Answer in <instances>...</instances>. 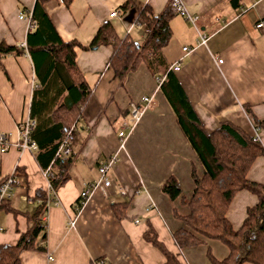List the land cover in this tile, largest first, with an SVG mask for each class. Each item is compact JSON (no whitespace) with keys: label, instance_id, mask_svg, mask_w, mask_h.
I'll return each mask as SVG.
<instances>
[{"label":"crops","instance_id":"crops-1","mask_svg":"<svg viewBox=\"0 0 264 264\" xmlns=\"http://www.w3.org/2000/svg\"><path fill=\"white\" fill-rule=\"evenodd\" d=\"M36 1L0 0V43L19 47L26 40L34 28L28 29L19 14L32 12ZM125 1L37 3L35 15L46 14L55 32L50 44L75 40L86 47L75 49V62L91 95L72 131V152L62 160L68 180L57 190H50L45 175L52 161L45 153L37 154V149L22 152L15 147L0 151V180L18 167L25 173L9 199L13 210H33L36 189L47 191L49 197L43 216L47 224L46 250H22L21 264H90L96 258H102L105 264H161L165 261L162 252L142 237L146 220L182 264H211L206 257L208 248L218 260L228 254V248L219 241L204 240L193 247L179 248L172 237L176 229L183 227L174 210L184 215L188 208L170 201L162 192V184L174 175L182 193L190 197L194 188L192 165L199 176L203 170L159 90L163 66H156L152 72L142 63L119 79L108 63L112 47H89L97 30L107 22L120 37L128 35L138 43L145 40V28L134 24L137 10L120 12ZM183 1L191 14L199 16L196 24L208 40L199 44L192 23L174 14L170 39L163 48L165 62L181 63L174 74L208 132L227 120L252 135L253 122L264 120V0ZM138 2L148 3L154 13H160L169 0ZM114 10L119 11L118 15L110 17ZM259 22H263L262 27L256 26ZM183 46L191 51H183ZM42 61L39 52L34 57L29 52L0 56V132L9 141L18 139L17 123L28 110L36 126L49 123L65 94L60 93L61 85L48 68L38 73ZM142 96L151 97L147 106ZM132 101L145 107L138 121L131 116ZM244 105L249 106V112ZM122 129L125 141L119 149L123 138L118 133ZM116 152L118 160L110 170L112 184L105 191H95L77 215L75 226L69 227L67 222L74 214L80 191L97 179L98 166ZM249 178L264 183V158L256 161ZM54 200L59 204H53ZM119 202L127 203V217L121 220L112 211V204ZM255 202V195L248 191L236 195L227 212L235 228L240 226L246 208ZM149 206L152 208L147 210ZM0 225V244L13 245L29 223L21 213L14 215L0 209Z\"/></svg>","mask_w":264,"mask_h":264},{"label":"trees","instance_id":"trees-1","mask_svg":"<svg viewBox=\"0 0 264 264\" xmlns=\"http://www.w3.org/2000/svg\"><path fill=\"white\" fill-rule=\"evenodd\" d=\"M37 0L32 11L35 27L27 34L28 52L33 57L37 52L43 54V61L38 66V73L49 69L53 78L61 85V101L52 111L49 123L35 126L31 140L35 142L38 153H45L48 160H53L60 142L72 132L86 106L91 89L79 72L75 58V49L86 48L75 40L60 41L50 44L55 32L46 14L35 15ZM69 5L72 0H61ZM137 10V19L147 34L142 43L135 42L128 35L120 37L113 25L103 24L96 32L89 47L110 45L112 52L109 65L119 79L137 69L144 63L150 71L156 66H163L164 79L159 90L175 115L176 123L194 152L203 173L198 175L192 165L191 177L194 188L190 197L182 193L178 179L174 175L166 178L162 192L172 202L177 201L188 208V213L180 214L174 210V216L183 227L176 229L172 237L179 248L193 247L204 240L219 241L228 248L225 258L218 260L208 248L206 257L211 264H264V183L249 178L250 172L259 158H264V120L254 121L260 127L261 141L254 140L246 130L231 121H221L219 126L208 132L199 115L189 101L184 89L174 72L167 71L170 64L165 62L163 48L171 35L170 20L174 12L170 0L160 13H154L148 3L138 0H126L120 6V12ZM36 16V17H35ZM24 50L17 46L0 43V56L12 53L22 54ZM66 96L65 100L64 99ZM247 112L248 105H244ZM73 133V132H72ZM50 160V161H51ZM62 160H55L48 176L50 190L55 191L68 180ZM16 175L24 178L23 168H16ZM255 195L256 202L246 208L245 216L238 228L227 217L228 209L236 195L241 191ZM34 208L31 211H16L9 206V199L1 202L0 209L21 213L29 223L25 232L20 233L13 245L0 244V264H21L19 253L22 250L45 251L47 245V224L43 220L48 205V192L36 189L32 197ZM126 202L112 204V211L117 219L126 218ZM147 228L142 237L162 252L165 261L161 264H182L167 249L146 220ZM90 264H105L102 258H96Z\"/></svg>","mask_w":264,"mask_h":264},{"label":"built area","instance_id":"built-area-1","mask_svg":"<svg viewBox=\"0 0 264 264\" xmlns=\"http://www.w3.org/2000/svg\"><path fill=\"white\" fill-rule=\"evenodd\" d=\"M60 2L62 1L60 0ZM170 6L175 14L180 15L185 20L192 23L198 35V43L205 44L208 40V35L205 32L201 31L196 24V21L199 19V16L191 14L188 11L183 0H170ZM118 13H119L118 10H114L110 13V17L117 16ZM19 18L24 19L26 21L28 29L31 30L35 27V22L33 20L32 12L20 13ZM136 19H137V15L134 18V24L142 26L140 25L139 22H135ZM256 26L262 27L263 22H259ZM19 47L24 50L25 54H28V47L26 44V40L22 41L19 44ZM182 50L188 52L191 51V48L188 46H183ZM218 62H222V60L219 59ZM180 65L181 63L179 61H176L169 66L167 71H171L175 73L180 70ZM163 79H164V74L158 78L159 85ZM141 101H143L145 103V106H147L151 102V97L142 96ZM144 108L145 107H141L136 101H132L130 103L131 116L134 121H138L141 118ZM35 126H36V122L34 119L30 117L28 110L27 115L17 123L19 137L16 141H9L7 135L0 132V151L5 152L10 147H15L22 152L36 150L37 146L35 142L31 140V133L33 132ZM126 127L128 128L129 126L126 125ZM252 127H253L252 136L254 137V140L261 141L260 127L256 125H253ZM124 134H125L124 129H122L118 133L119 137L123 138V140L120 143L119 149L124 147V141H125ZM73 142H74V135L72 132H69L57 147L55 151L54 159L51 161L50 166L45 170L46 176L51 175V167L55 162V160H59V159L63 160L64 158H67L71 154ZM117 160H118V152L110 155L105 161H103L98 166L97 179L95 181L88 182L84 185V188L80 191L78 200L75 204L74 214L70 216L68 219L67 224L69 227L75 226L77 221V215L87 204L92 194L97 190L105 191L112 184V180L110 178V170L114 162ZM20 184H21V179L18 175H16V169H14L13 172H11L9 175L5 176L0 180V205L2 200L10 199L14 189ZM135 192L139 193L140 191L136 190ZM53 204L55 205L59 204L58 200H54ZM150 208H152V206H149L147 210H149ZM135 221L138 222V220ZM2 230L3 227L0 225V232ZM48 259L53 260L54 257L48 256Z\"/></svg>","mask_w":264,"mask_h":264},{"label":"water","instance_id":"water-1","mask_svg":"<svg viewBox=\"0 0 264 264\" xmlns=\"http://www.w3.org/2000/svg\"><path fill=\"white\" fill-rule=\"evenodd\" d=\"M134 11H135V8H133V9L131 10V13L134 12Z\"/></svg>","mask_w":264,"mask_h":264}]
</instances>
